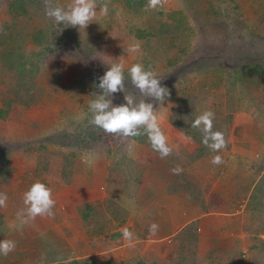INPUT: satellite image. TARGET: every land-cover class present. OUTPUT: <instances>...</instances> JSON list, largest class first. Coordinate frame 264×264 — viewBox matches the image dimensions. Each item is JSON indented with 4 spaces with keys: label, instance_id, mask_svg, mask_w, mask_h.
Listing matches in <instances>:
<instances>
[{
    "label": "rangeland",
    "instance_id": "374dc122",
    "mask_svg": "<svg viewBox=\"0 0 264 264\" xmlns=\"http://www.w3.org/2000/svg\"><path fill=\"white\" fill-rule=\"evenodd\" d=\"M119 1L113 0L114 12L112 14L107 12L106 16L99 17L86 29H80L79 26L57 25L54 19L46 15L44 0H26L27 3H30V8L27 9V14L24 16L7 10L11 0H0V34L8 28L5 36H10L9 39L22 38L24 43L20 48L26 57L32 58V62L37 64L39 69L35 94L37 104L31 105L29 108H22L12 102L20 71L18 68L15 70L13 65L8 66L0 61V74H3L0 75V83L5 92L6 99L4 101L9 104V106L5 104L4 108L8 113L4 117H0V154L10 157L11 166L15 168L19 182L18 187H7L6 191L0 189V193H6L8 196L7 206L0 208V215L4 214L9 218L15 214V207L24 208V193L39 181L52 190L53 198L56 200L54 219L57 220L58 206L66 203V197L68 200L75 195V188L65 190L60 187L66 166L68 167L66 175L69 174L71 180L73 176L76 180L80 178L78 180V182L81 181L80 185H85V182L91 180V170L95 166L103 167L110 163L111 167L117 168L114 165L117 163L122 166L121 171L116 170V174L112 175L111 173V176L113 179L124 178L127 180L130 185L126 193L130 198L137 195V191L140 192L143 178L152 175L154 167L163 169L162 176L167 179L170 176H177V179L181 177L178 184L186 176L190 180L187 185L190 192L192 186L200 190V187L203 188L205 183L211 186L214 183L225 186L224 178H227L226 175L231 173L232 168L229 166H226V169L221 168L220 180H217L218 178L213 180L216 175L215 170L218 171L222 164L214 165L212 163L213 157L217 154H207L196 162L188 159L187 155L193 153L197 146L191 140L185 139L186 137L173 127L171 120L175 114V107L172 101L166 99L163 105L159 102L154 104L160 118L161 128L168 137L169 145L173 148L171 155L161 159L160 155H156L149 145H142L133 137L126 139L117 137L90 124L89 120L92 114L89 112V103L96 98L92 94H99L100 90H85L77 93L76 78L99 79L109 70L111 64L123 62L125 65V88L127 92L133 94L138 102L144 97L132 85L129 69L139 61L143 65L144 44L132 40L127 44L126 51L122 52L116 47L117 51L113 55L110 54L111 51L107 44L116 43L115 41L112 43L110 36L120 27H127L130 24L141 27H157V24L167 20L170 14L178 12L181 13V16L180 14L176 15L173 19H177L176 21L180 24L182 35L187 32V35L185 33L184 36L188 37L192 48L190 54L175 66L168 63L157 65L154 70L156 78L161 79L162 86H166L168 89L179 85L184 80H192L197 84L203 79L208 82L207 89L211 90L212 88L213 96L221 98L223 91L215 86L224 72H233L240 66L250 63L264 67V0H165L162 8H149L150 11L146 15L140 16L129 15L119 4ZM70 3L71 0H52L53 6H61L65 9ZM40 28L47 30L49 34L46 40L47 44H43V46L34 43V38L29 37L34 33V29ZM118 44H122V42L120 41ZM137 44L140 46L137 51H128L130 47ZM12 45L17 47L20 44ZM144 53H148V50ZM9 62V64H15L16 58L10 59ZM9 84L11 85L9 86ZM114 97V105L119 106L125 103L124 93H116ZM217 104L219 106L217 112L222 115L221 113L225 111L223 104L218 99ZM2 107L3 103L0 102V108ZM238 113H243L242 115L245 116L240 119V122H247L250 125H247L246 128L235 126L237 122L233 118L230 128V144L238 150L245 146L250 147L249 145L252 143L261 144L264 141V109L255 111L253 108L248 112H237L233 117ZM129 145H132L131 150ZM147 150L149 151L147 157L151 154L155 156L150 160L151 165L144 166L145 162L139 160L146 156ZM247 153L249 154V152ZM250 156L251 154L247 157L249 160L246 163L247 171L261 174L264 171V157L261 162V158ZM224 158L222 157L223 161ZM170 164L182 167L183 172L179 175L174 174ZM138 168L139 171L144 168L145 174H140ZM117 171L119 172L117 173ZM121 173H124L122 177ZM226 181L229 182L228 179ZM201 190L204 191V189ZM118 191L110 187V192L107 191V193L109 196L112 195V198L116 196L117 202H121L122 197ZM193 198L194 200L190 198L184 202L183 206L187 208L189 216L194 220V223L189 226L193 224L197 229L200 225L202 212L198 209V206L201 207L200 202L195 197ZM137 203L139 200L131 202V212L135 214L139 209H137ZM228 204L230 206L231 202L228 201ZM101 207L99 206V208ZM144 211L147 210L144 209ZM144 211L138 212L139 217L144 218V214L147 213ZM239 211L236 206L231 208L230 213L234 220L241 222L253 220L254 225L251 230L255 232L261 230L262 233L260 239L251 240V244H254L256 249L253 253H248L246 264H264V213L261 212L254 216L244 211L238 213ZM230 213L228 210L225 212V214ZM146 218H148L147 215ZM97 219L101 221L100 225L104 221L100 214ZM83 220L85 224L91 225V219L83 217ZM135 226L133 224V227L130 228L133 240L142 235L139 226L137 231H132ZM209 231L211 237L217 235V225L209 227ZM182 234L183 232L175 236V244H177L175 247L174 242H171L169 252L174 255H178L179 251V242L176 238L178 237L181 241ZM183 240L185 246H192L191 239L183 238ZM131 247H135L134 251L130 248L126 249V252L134 254L126 264H152L142 259L144 256L142 250L146 249V244L138 246L135 242V245ZM198 247L199 245L196 244V247L189 248L184 252L183 257H178L175 264H211L198 259ZM88 251H84L83 255ZM199 254L202 256L201 252ZM97 256V262L89 261V258L85 259V262L88 264H118L108 261L101 263L99 250H97ZM173 261L175 260L171 259L166 264H173ZM210 261L213 262V260ZM85 262L83 261V263Z\"/></svg>",
    "mask_w": 264,
    "mask_h": 264
},
{
    "label": "crops",
    "instance_id": "0c3cea01",
    "mask_svg": "<svg viewBox=\"0 0 264 264\" xmlns=\"http://www.w3.org/2000/svg\"><path fill=\"white\" fill-rule=\"evenodd\" d=\"M242 114L235 115L234 119L237 122L235 126L246 128L250 124L240 122V119L245 117ZM249 129L251 130V128ZM256 136L258 137V135ZM249 146L238 150L234 145H231L228 150H223L217 154L221 158H225L219 166V170H215L216 175L213 180L215 178L220 180L221 168L226 169V166L232 168L231 173H228L227 178H224V187L219 186L218 183H214L212 186L205 183L206 187H200L204 189L203 192L200 189L203 194L201 195L200 205L205 203L206 206H209L210 198L212 196L217 198L215 203L217 210L215 211H204L203 205H201V208L196 204L202 212L200 225L197 228L198 252L202 254L200 256L198 253V259L202 261L211 264H229L226 259L216 263V255H221L222 252L225 254L237 246L240 251L245 253L244 257L246 259L248 253H253L256 249L255 245L250 249L248 243L252 246L251 240L262 237L261 230L252 233L247 230L249 226L250 228L253 227V220L251 222L234 220L230 213L231 208L234 206L239 209L241 202H243V205L238 213L244 211L254 216L261 212L264 213V171L261 174L248 172L246 164L249 162L247 159L249 154L261 158L262 162L264 141L261 144L257 142ZM145 153L146 156L140 158V161L145 162L144 166L151 165L150 160L155 155L151 154L147 157L149 151L147 150ZM146 158L148 159L145 160ZM224 164L225 166H223ZM245 165L246 168L244 169ZM170 167L171 169L175 168L174 165ZM141 170L139 171L138 168L140 174L144 175L145 169ZM110 171V163L103 167L95 166L91 170V180L85 182V185H80L81 181L78 182L80 178L76 180L74 176L71 184L62 185L61 183L60 187L65 190L75 188V195L68 200L66 197V203L58 206L56 210L57 220L36 217L35 220H29L21 226L20 221L17 219V212L21 209L15 207V214L10 216V219L7 217L8 230L3 236H0V241L4 239L13 240L16 242V249L7 257L0 255V264H70L74 261L83 263L88 258L89 261L97 262V250H99L101 263L108 261L126 264L134 254L129 251L127 253L126 249L132 248L134 251L135 247L131 246H134L135 242L138 246L146 244V249L142 250L144 255L142 259L147 263L166 264L171 259H177V254L174 255L169 252L171 242H174L175 247L177 245L175 244V236L184 232L187 229L186 227L194 223V220L189 216V211L183 206V203L190 198L194 200L190 192L188 193L189 189H187L190 180L185 176V179L178 184L181 177L177 179V176H170L167 179L162 176L163 169L154 167L153 174L143 178L140 184V192L137 191V195L130 198L129 194L126 193L130 184L127 180L125 183L128 185H125L124 182L121 183L120 179H114L112 181L116 185L113 186L111 182L109 183V180L112 179ZM15 187H18V184L13 188ZM110 187L119 190L118 193L122 197L121 202H117L116 196L112 198V195H108L107 191L110 192ZM64 189L63 191H65ZM171 190L172 193L169 192ZM138 200V212L144 211V209L147 210L144 211L147 212L144 214V218L139 217L138 212L136 214L131 212V202ZM228 201L233 206H229ZM90 206L94 209L102 206L105 215L102 218L104 221L100 225L101 227L105 225L104 228H101L102 230L95 225L85 224L83 217L91 220L95 219L93 213L86 217ZM114 207L118 210V213H114ZM226 210L230 214H225ZM146 215L148 218H146ZM133 224L136 226L132 231H137L139 226L142 235L137 236L134 240L132 239L135 242H129L123 238L121 230L125 227L130 230ZM152 224L158 225L155 235L149 233ZM215 224L217 225V235L211 237L209 227ZM122 247L124 249H121ZM84 251H88V253L83 255ZM137 256H140V254H137ZM210 260H213V262Z\"/></svg>",
    "mask_w": 264,
    "mask_h": 264
},
{
    "label": "trees",
    "instance_id": "16d2710c",
    "mask_svg": "<svg viewBox=\"0 0 264 264\" xmlns=\"http://www.w3.org/2000/svg\"><path fill=\"white\" fill-rule=\"evenodd\" d=\"M123 9L129 15L140 16L146 15L150 9L147 7L148 0H120L119 1ZM98 6L104 3L108 5V12L112 14L113 10V0H97ZM30 3L26 2V0H11L9 2L8 11L13 12L15 14H22L23 16L26 15L27 9L30 8ZM181 16V13L174 12L170 14L167 20L159 22L157 27H141L136 26L135 24H130L127 27H120L119 30L114 31L110 38L115 41L116 44H107L110 48V54L115 55V48L118 47L119 50L122 52L127 50V44L132 42V40H136L138 42H142L144 44V52L148 50V53H144L142 57L144 59L143 66L145 69H151L153 72L157 65H166L167 63L171 66H175L176 64L180 63L184 58H186L191 51L192 44H190L188 37H185L184 32L182 35V30L180 24L174 20L176 15ZM174 18V19H173ZM34 33L29 37H33V42L43 46V44H47L46 40L49 37L48 31L45 29H34ZM8 31V28L4 29L0 34V61L2 64H6L8 66H14V69H19L18 79H17V88L15 92V97L12 100L18 106L22 108H29L31 105L37 104L36 100V79L39 74V69L37 64H34L31 57H26L22 48L20 46L24 43L22 38L17 37L16 39H9L10 36H5ZM14 35V34H13ZM26 35V33H25ZM184 38H186L184 40ZM22 41V42H21ZM122 44H118L119 42ZM11 42V43H10ZM20 44L17 47H13L12 44ZM106 45V44H105ZM106 45V46H107ZM48 47V46H47ZM46 47V48H47ZM12 58H16L15 64H9V60ZM141 59V58H140ZM140 62V61H139ZM138 62V63H139ZM7 67V66H6ZM24 70L22 71V68ZM27 67L28 70H27ZM36 69H35V68ZM13 69V67H12ZM3 75V74H0ZM208 82L206 80H200L199 83L196 84L194 81L184 80L179 85L172 87L169 89L170 96L167 98L168 100L172 101L174 104V111L175 114L172 116V125L177 132L182 134L185 137H190L191 141L196 144V148L193 153L188 154V159L192 162H196L199 159H202L207 154H218L223 150H228L230 148V128L233 124V116L237 112L243 111H251V109L256 110H263L264 109V67L256 65L254 63L245 64L240 66L237 70L233 72H224L223 76L218 79L217 88L220 91H223V95L221 98H215L213 96L212 88L208 90ZM77 89L76 92H83L85 90H92V91H99L97 85L99 84V79L90 80L89 77L83 78H76ZM11 84H9L10 86ZM0 102L3 103V107L0 108V117H4L8 111L5 110L4 100V90L3 86L0 83ZM224 98V99H223ZM217 99L220 100L223 104L224 113L219 115L220 112L218 111V104ZM15 101V102H14ZM224 101V102H223ZM9 106V104H8ZM213 111L215 113L214 118V127L213 131H220L224 134V137L227 142V148L221 149L219 151H212L208 147H206L202 143V133L199 129H194L191 127L192 122L203 112L205 111ZM134 140L139 142L142 145H149L150 148L151 144L148 141L146 135L133 137ZM156 155H159L158 152L154 151ZM173 157V156H172ZM140 161V160H139ZM45 166L47 164H44ZM117 166L111 167V173L116 174V170L121 171V165L114 164ZM66 169V170H65ZM63 172L64 177L61 179L62 185H69L72 183V180L68 175H66L68 167L66 166ZM117 171V173L119 172ZM16 170L14 167L11 166V159L7 155L0 154V186L1 190L6 191L7 187H14L19 185L17 175L15 174ZM124 173H121V177ZM113 178L109 180V183L115 186L116 184L113 183ZM121 183H125L126 179L121 178ZM125 185H127L125 183ZM188 193L190 192L191 196L195 197L198 202L201 203V191L199 188H195L192 186ZM172 193V190L169 191ZM217 202V198L212 196L209 201V206H206L205 203H202L204 211H215L217 207H215V203ZM92 206V205H91ZM90 206V210L88 211V215L94 214L95 219L91 221V225H95L100 230L104 228L105 225L102 227L100 226V222L97 217L98 214L101 215L103 218L104 211L102 208H93ZM114 213H118V210L114 207ZM112 209V210H113ZM219 210V209H218ZM91 211V212H90ZM112 212V211H111ZM247 229V228H246ZM252 227L247 229L250 233L254 230H251ZM8 230V222L7 217L4 214L0 215V236H3ZM183 238L191 239L192 246L187 247L183 244ZM177 242H179V251L177 255V259L184 256V252L189 250L191 247H196L198 244L197 238V229L192 224L189 226L186 231L183 232L181 236V241L177 237ZM250 249L253 248L254 244L251 246L248 243ZM254 250V249H253ZM252 250V251H253ZM244 252L238 249V246L234 249L230 250L229 252H222L221 255H216V263L226 259L229 264H246V259L244 257ZM179 257V258H178ZM240 258V259H239ZM177 259H174L173 264L176 263ZM80 263L78 261H74L70 264H86ZM88 264V263H87Z\"/></svg>",
    "mask_w": 264,
    "mask_h": 264
},
{
    "label": "clouds",
    "instance_id": "9594fccd",
    "mask_svg": "<svg viewBox=\"0 0 264 264\" xmlns=\"http://www.w3.org/2000/svg\"><path fill=\"white\" fill-rule=\"evenodd\" d=\"M46 15L54 19L57 25H66L86 29L87 26L99 17L107 15L108 5L104 3L98 6L97 0H71L67 9L61 6H53L52 0H44ZM165 0H148V8L157 9L163 7ZM99 8V11L97 9ZM139 45H134L128 49L135 52ZM125 65L123 62L113 63L109 70L99 78L97 87L100 93H93L96 98L89 103V112L92 114L89 123L114 134L117 137L129 138L146 135L151 147L158 152L161 159L172 154L173 148L168 143V137L161 128L160 118L155 102L163 105L170 96V91L166 86H162L161 79L156 78L151 69H145L140 64H134L129 69L132 85L139 90L141 96L147 99H140L138 102L133 94L127 92L125 88ZM124 93L125 103L116 106L113 104L114 94ZM215 114L212 111H205L199 115L191 124L194 129H199L202 133V143L216 152L227 148L224 134L220 131H213ZM185 139L190 140V137ZM132 145H129L131 150ZM214 165L223 163L221 156L216 155L212 159ZM174 174L183 172L182 167L177 166L172 169ZM8 196L0 193V208L6 207ZM24 208L17 212V219L21 226L36 217L54 218V208L56 200L53 198L51 188L42 182H35L29 190L24 193ZM158 225L152 224L149 228L150 235H155ZM123 238L131 242L133 233L128 228L122 230ZM16 249V242L4 239L0 241V255L7 257Z\"/></svg>",
    "mask_w": 264,
    "mask_h": 264
},
{
    "label": "built area",
    "instance_id": "2783aa9c",
    "mask_svg": "<svg viewBox=\"0 0 264 264\" xmlns=\"http://www.w3.org/2000/svg\"><path fill=\"white\" fill-rule=\"evenodd\" d=\"M242 205H243V204H240V207H239V209H238V210H241V207H242Z\"/></svg>",
    "mask_w": 264,
    "mask_h": 264
}]
</instances>
